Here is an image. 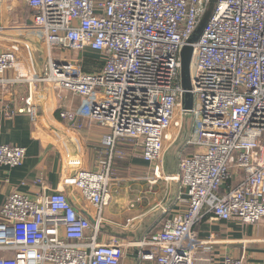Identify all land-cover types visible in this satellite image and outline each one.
Here are the masks:
<instances>
[{
  "label": "built area",
  "instance_id": "built-area-1",
  "mask_svg": "<svg viewBox=\"0 0 264 264\" xmlns=\"http://www.w3.org/2000/svg\"><path fill=\"white\" fill-rule=\"evenodd\" d=\"M20 1L33 19L23 30L48 52L43 72L31 80L58 89L60 98L67 92L82 98L78 110L60 111V119L83 118L111 134L102 139L108 150L97 171L82 170L63 181L81 193L88 216L64 189L36 199L22 193L7 198L0 264H122L128 248L137 250L139 264H246L232 257L201 259L199 249L209 242L198 240L195 228L207 217L264 224V0H216L193 44L195 101L184 138L191 152L180 159L176 175H164L163 166L170 129L183 128L181 53L211 0ZM2 15L9 21L10 15ZM9 30L0 25V35ZM0 46L3 84L30 45ZM53 48L98 52L102 65L92 63L87 72L79 57L56 61ZM23 78L13 82L29 80ZM24 102L23 111L36 122L33 95ZM120 143L131 144L153 167L151 184L179 183L185 205L160 231L129 245L103 233V214L119 183L113 165ZM25 159V148L0 144L1 164L19 167Z\"/></svg>",
  "mask_w": 264,
  "mask_h": 264
},
{
  "label": "crops",
  "instance_id": "crops-1",
  "mask_svg": "<svg viewBox=\"0 0 264 264\" xmlns=\"http://www.w3.org/2000/svg\"><path fill=\"white\" fill-rule=\"evenodd\" d=\"M17 2L21 1L4 0L0 4V25L16 24L13 20L14 13L18 14L19 7L25 6L23 2ZM26 9L29 13L26 17L27 23L30 22L32 25V12L30 8ZM5 12H9L11 20H3L2 13ZM21 14L18 16L21 17ZM22 22L25 23V17ZM22 32L12 29L0 35V45L10 46L16 42L21 47L24 44L30 45V52L22 49L15 69L9 70L3 76L6 82L0 84V144L26 149L23 165L9 167L0 163V218L5 201L13 193H22L36 199L63 189L68 198L75 203L76 209L88 216L87 204L81 197V193L75 188L64 187L63 181L82 170L97 171L101 153L105 154L108 150L102 145V139L110 135L111 130L102 124L83 118H79L75 123L59 118L60 111L78 110L82 105V98L69 92L62 94L60 98L58 89L47 83L35 84L31 80L40 76L47 64L46 56V60L43 57L46 49L41 40L29 36L27 32ZM36 47L39 51L37 60ZM3 49L0 46V51ZM89 52L91 53V51L87 53ZM72 53L73 51H66L55 60H69ZM87 53L81 54L80 59L88 64L86 71L90 72L94 70L92 63L102 65L100 63L102 58L100 55L98 59H90L94 57H89ZM18 77L29 80L13 82ZM31 95L35 99L38 113L36 122H32L30 116L23 111L26 108L24 100ZM139 152L135 151L131 144L120 143L115 151L113 171L122 165L121 167L125 166L128 171L142 173L145 177L138 180L144 182L146 180L152 186L151 189L159 182L166 183V190L162 194L161 201L151 209L157 214V219L164 217L165 223L168 218L185 211V205L180 202L182 187L179 183L166 181L151 184L153 167L141 158ZM190 152L181 151L180 153L187 156ZM179 161L180 159L173 161L165 157L163 174H178ZM120 184L121 182L116 185V193L113 194L111 201L112 206L104 211L103 233L111 237L126 236L127 238L123 240L130 238L142 240L149 236L145 234L146 230L145 233L142 230L147 215L144 209V198L140 195L130 202L118 197L113 200L119 194ZM138 184L140 182L133 183V185ZM132 205L135 207L132 208ZM110 209H116V216ZM131 228H135L136 231L134 232ZM195 230L198 240L209 242L199 249V256L203 260H224L232 257L243 260L246 264H264V224L245 225L238 220L225 222L207 217ZM122 264H139L137 250L133 249L127 253ZM198 264L206 263L202 261Z\"/></svg>",
  "mask_w": 264,
  "mask_h": 264
},
{
  "label": "rangeland",
  "instance_id": "rangeland-1",
  "mask_svg": "<svg viewBox=\"0 0 264 264\" xmlns=\"http://www.w3.org/2000/svg\"><path fill=\"white\" fill-rule=\"evenodd\" d=\"M2 2L3 1H1L0 4ZM17 3H21V2H17ZM25 6L23 5L22 7H19V13L18 14L14 13V15L16 17L13 16L14 17L13 20H14V22H16V24L11 25V26H10V24L8 25L9 28L14 29L16 32H18V31H20L21 33H23L22 31L26 32L23 29L25 27H27V26H30V24H31L30 22L27 23L28 20L26 19V17H27V15L29 13H28V11L26 9L27 6H26V8H25ZM7 14H9V12ZM19 14H21V17L18 16ZM24 17H25V23L22 22L24 20ZM9 20H11V18ZM2 46H4V45H2ZM4 47H8V46H4ZM36 49H37V51L35 53L37 54V56H36V60H37L38 55H39V51H38L37 47H36ZM45 51L46 52L43 55L44 59H45V56L48 55L47 54L48 53L47 50H45ZM43 52H44V50H43ZM87 52H85V53H87ZM64 53H65V51H63L61 49L53 48V56L56 59L60 55L62 56ZM82 54H84V53H82ZM87 55L89 57H94V58H90V59H95V58L98 59L101 54L98 53V52H91V53L89 52V53H87ZM78 57L81 58L82 55L81 54H77L75 52L70 54V59L71 60H75L76 61V60H78L77 59ZM185 116L186 115L184 114V117H183L184 118L183 128L181 129L180 132H179V129L176 128L175 126H172V128L170 129L169 133H171L173 135V139H172V141L166 142V145H165L166 146L165 147L166 148L165 149V151H166V153H165L166 159H171V160L173 159V161H175V159L176 160L177 159H181L184 156V154L180 153V152L187 150V148L185 147V139L184 138H185L186 132H188L189 129L191 128V120L192 119H191V115H188L187 117H185ZM175 137H176V139H175ZM121 166H119L118 169H116L114 171V174H115L114 177H116L117 179L119 178L118 181L121 182V184H120L121 185V189L119 191V194L117 196H115L113 198V200L118 197L119 199H125L127 202H130V201L135 200L137 198V196L141 195L140 197L144 198V202H145L144 209H145V212L147 214L146 215V220L144 222V227L142 228V230L144 231V233H145V230H146L145 234H147V235L150 233V231H154V227H156V228L160 227V230H161L162 227H163L162 223H163L164 219L162 218V216H161V219H157V214L155 212L151 211V209L153 207L155 208L156 205L161 201L162 194L166 190V188H165L167 186L166 183H164L165 184L164 185L163 183L159 182V183H157V185H155L156 187L153 186L154 188L151 189L150 187H152V186L150 184H148L146 182V180H145V182L141 181V180L140 181L138 180L139 178L145 177V175H143L142 173L138 174V173H136L134 171H128L127 169H125L126 168L125 166H123V167H121ZM132 181H134V182H132ZM135 182H140V184L133 185V183H135ZM142 182H144V184ZM140 186H141V188H140ZM111 204H110L109 207L112 206ZM126 209H127V207H126ZM111 211H112V214L114 216H116V209H113ZM152 225H153V227H151ZM131 229H134L133 230L134 232L136 231L135 228H131ZM130 232H131V230H130ZM132 242H134V239L130 238V239H128L126 241V244L129 245ZM132 250H133V248H128L127 253H130V251H132Z\"/></svg>",
  "mask_w": 264,
  "mask_h": 264
},
{
  "label": "water",
  "instance_id": "water-1",
  "mask_svg": "<svg viewBox=\"0 0 264 264\" xmlns=\"http://www.w3.org/2000/svg\"><path fill=\"white\" fill-rule=\"evenodd\" d=\"M216 0H211V6L202 19L198 29L194 33V35L187 41V44L184 46L181 57H182V68H181V79H182V88H183V96H182V111L188 116L192 114L194 108V94L192 93V83H191V65L193 59V44L197 43L199 38L201 37L212 13L213 5ZM119 238L126 239V236H118Z\"/></svg>",
  "mask_w": 264,
  "mask_h": 264
},
{
  "label": "trees",
  "instance_id": "trees-1",
  "mask_svg": "<svg viewBox=\"0 0 264 264\" xmlns=\"http://www.w3.org/2000/svg\"><path fill=\"white\" fill-rule=\"evenodd\" d=\"M86 61H87V60H86ZM185 151H188V149L185 150ZM163 219H164V217H163ZM163 223H164V221H163ZM163 223H162V224H163ZM157 227H158V226H157ZM159 230H160V227H159V228L154 227V231H150L149 236H152L153 234L157 233Z\"/></svg>",
  "mask_w": 264,
  "mask_h": 264
}]
</instances>
